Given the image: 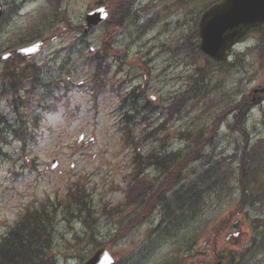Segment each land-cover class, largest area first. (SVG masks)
Listing matches in <instances>:
<instances>
[{"label":"rangeland","instance_id":"374dc122","mask_svg":"<svg viewBox=\"0 0 264 264\" xmlns=\"http://www.w3.org/2000/svg\"><path fill=\"white\" fill-rule=\"evenodd\" d=\"M212 1L137 0L130 14L128 4L123 6L119 25L109 23L87 35L81 34L85 14L111 4V17L119 0H59L55 6L61 19L53 17L48 0H29L28 18L1 22L0 56L39 38L48 42L29 62H0V116L5 119L0 123V238L26 207H35L47 197L62 198L79 184L97 212L93 244L85 236L90 229L83 219L64 220L61 215L54 233L57 264H82L95 245L105 247L115 264H221L224 255L234 257L233 264H264V203L240 208L238 182L244 145L264 140V95L248 106L250 93L264 81L260 50L264 41L259 32H251L236 45L230 58L233 64L220 67L211 62L207 68L193 34L204 6ZM62 31L66 34L54 35ZM238 53L240 61L235 60ZM100 56L106 58L102 68L109 66L108 83L117 88L116 93L107 87L93 102L88 94L75 91L64 101L65 85L90 82L94 73L90 61ZM24 68L35 71L13 83L16 96L4 93L6 74ZM183 94L187 102L182 109L176 105L170 109ZM121 96L129 104L135 100L133 108L140 110L129 127L130 140L137 144L132 147L125 145L119 128L124 127V108L130 107L119 108ZM14 97L23 103L17 109ZM235 101L246 107L242 121L236 119ZM147 104L157 111L148 115L141 107ZM158 126L157 139L144 140ZM13 130L26 135L24 144ZM189 131H203L208 146L203 159L188 162L181 170L180 161L175 165L172 174L181 176L176 191L183 189L184 202H175L170 189L153 211L149 204L136 202L118 216L102 215L103 208L122 204L131 172H142L141 178L152 189L163 179L151 165L131 164L135 150H184L187 142L180 133ZM81 133L84 141H94L77 142ZM206 159L210 163H204ZM53 160L55 169L50 168ZM254 164L264 169V162ZM262 169L247 173L249 187H264ZM136 210H142L139 217H133ZM125 215L131 221L116 232Z\"/></svg>","mask_w":264,"mask_h":264},{"label":"trees","instance_id":"16d2710c","mask_svg":"<svg viewBox=\"0 0 264 264\" xmlns=\"http://www.w3.org/2000/svg\"><path fill=\"white\" fill-rule=\"evenodd\" d=\"M134 1V0H131ZM193 38L196 40L197 35L196 32L193 34ZM260 48L261 53H264V45H261ZM91 62L94 64L95 75H94V85H92V89L97 93H101L106 87L107 76L109 73L108 65H105L103 69V65L106 64L105 56H100L97 58L91 59ZM206 67L209 68L211 62L206 61ZM205 71V70H204ZM24 72L20 74L14 73L13 71L7 73L10 79L13 80L11 84L19 81V79L24 76ZM203 71H201V74ZM103 76V78H102ZM201 79V77H200ZM13 90V93H16L14 87L10 88ZM194 89V88H193ZM183 94L179 97L172 105L169 106L172 109L173 105L182 109L181 105L186 104L187 99L185 100ZM122 102H127L126 98L122 97ZM15 108L21 107L22 103L13 101ZM144 112L148 115L155 113L156 109L153 108L152 105L147 104L142 106ZM173 111L171 115H173ZM134 114H140V110H135ZM148 118H145V121L148 122ZM134 115H130L128 111L123 112L122 120L125 124L123 127L124 130V138L125 145L128 147H132L137 145L135 142L130 140V129L129 127L133 124ZM239 121H242V117H237ZM4 119L0 117V122H3ZM22 125H25L23 121H21ZM149 125V123H148ZM150 126V125H149ZM160 127L158 126L155 130L147 132L144 136V140L146 137H152L157 139V135L159 134ZM243 136L247 137V134L241 130ZM156 134V135H155ZM18 137L23 138L22 133L17 135ZM180 139L187 142V146L184 150H180L177 152L167 153L165 150L160 148L150 149L145 153H142L138 150L132 155V163L136 164L139 162H148L150 164H155L157 167H160L161 170L167 171L169 168L174 170L176 166H172V163L175 161H180L179 167L180 170L184 169L186 163L194 162L201 160L205 157L204 150L208 146V142L204 136L203 131H189L180 133ZM24 140V139H22ZM262 145H264V140H258L254 142V145L250 146L249 142L244 145L240 161L242 165L240 166V176H239V188H240V200L239 207H245L248 204H252L255 201L264 203V187L253 189L252 186L249 187V179L247 173L251 171L257 170L260 171L262 167L255 166L254 162L259 161V163L264 162V155L262 153ZM162 147V146H161ZM204 163H210L209 159H206ZM213 169L212 167L208 169ZM264 170V169H262ZM179 177L175 178V174H170L169 181L166 179L162 180L155 189L150 188L147 182L142 180H132L131 183L128 184L126 191L124 192V199L122 204H118L115 207H109L107 210L103 208L101 211L102 215L113 217L115 215H120L123 213L125 209L131 204L136 202H144L147 206L153 211L154 206L156 204H161L167 198H163L164 193L168 190H174V187L179 182ZM139 181V182H138ZM141 181V182H140ZM72 187V186H71ZM69 188L66 192V195L63 199H56L53 202L49 199L41 202L37 207L27 208L19 219L14 223L8 234L0 240V264H57L56 256L54 250L52 248L53 235L55 232V224L56 219L60 217L61 219H70V218H80L84 221L87 229H90L89 234H85L87 238H89V242L93 244L92 241V224L95 223L97 213L96 210L89 206V201L87 200L88 195L86 194L85 187L79 186V184H75L74 187ZM178 191H174L169 196H173V200L176 202L179 199L181 202L185 201V194L183 189L181 188L180 193ZM189 198H193L191 194H188ZM58 200V201H57ZM57 201V202H56ZM150 211V212H151ZM142 210H136L134 212L133 217H139ZM133 219V218H132ZM131 219H127V216H123L121 222L123 223L121 226L118 225L119 228L126 227ZM120 228V229H121ZM128 230H125V235ZM120 237V232L116 234ZM252 243H255V239H252ZM100 247V245H95L94 249ZM219 260L221 264H233L234 257L220 256ZM180 264V262H178Z\"/></svg>","mask_w":264,"mask_h":264},{"label":"water","instance_id":"95a60500","mask_svg":"<svg viewBox=\"0 0 264 264\" xmlns=\"http://www.w3.org/2000/svg\"><path fill=\"white\" fill-rule=\"evenodd\" d=\"M104 9L88 13L85 32L98 26L105 18ZM261 26L264 36V0H219L206 9L198 21L199 52L206 58L222 62L228 51L252 27ZM41 43L21 50L30 56L39 50ZM259 92L264 91V87ZM256 92V91H255ZM55 162L53 163V167ZM110 254L99 248L83 264H113Z\"/></svg>","mask_w":264,"mask_h":264},{"label":"flooded vegetation","instance_id":"af4514ba","mask_svg":"<svg viewBox=\"0 0 264 264\" xmlns=\"http://www.w3.org/2000/svg\"><path fill=\"white\" fill-rule=\"evenodd\" d=\"M1 17H0V28H2V21L18 17L19 21L23 20V17L28 18L30 15L31 6H29V0H0ZM111 8V5H109ZM4 27V26H3ZM65 30V29H64ZM66 32H60L54 34L55 36H61ZM25 35V34H24Z\"/></svg>","mask_w":264,"mask_h":264}]
</instances>
